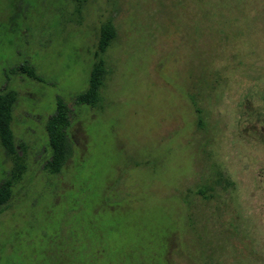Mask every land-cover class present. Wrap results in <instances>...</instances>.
Instances as JSON below:
<instances>
[{
	"label": "rangeland",
	"instance_id": "rangeland-1",
	"mask_svg": "<svg viewBox=\"0 0 264 264\" xmlns=\"http://www.w3.org/2000/svg\"><path fill=\"white\" fill-rule=\"evenodd\" d=\"M105 23L100 100L75 104ZM3 85L25 169L0 264H264V0H0ZM57 99L71 151L50 174Z\"/></svg>",
	"mask_w": 264,
	"mask_h": 264
},
{
	"label": "trees",
	"instance_id": "trees-1",
	"mask_svg": "<svg viewBox=\"0 0 264 264\" xmlns=\"http://www.w3.org/2000/svg\"><path fill=\"white\" fill-rule=\"evenodd\" d=\"M112 37L113 32L109 29L108 24L101 25L97 50L93 54L94 60L91 64L87 84L84 89L74 95L73 101L75 104L94 106L100 100L99 90L106 75V67L100 54L110 44ZM9 71H18L37 81L41 80L33 68L23 62L11 66ZM3 74L7 76L4 70ZM5 85L0 87V148L5 158L10 162V167L7 174L0 179V210L7 204L12 194V187L19 181L25 169L23 156L16 150L10 127L15 92L7 89ZM68 124V108L65 103L57 99L54 110L48 115L44 124L49 152L43 168L50 174L57 173L70 155L71 150L65 139Z\"/></svg>",
	"mask_w": 264,
	"mask_h": 264
},
{
	"label": "flooded vegetation",
	"instance_id": "flooded-vegetation-1",
	"mask_svg": "<svg viewBox=\"0 0 264 264\" xmlns=\"http://www.w3.org/2000/svg\"><path fill=\"white\" fill-rule=\"evenodd\" d=\"M263 183H264V179H263Z\"/></svg>",
	"mask_w": 264,
	"mask_h": 264
}]
</instances>
